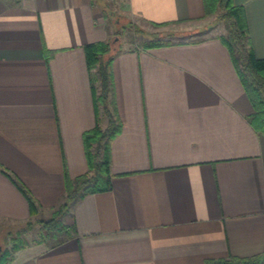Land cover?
<instances>
[{
	"label": "crops",
	"instance_id": "obj_1",
	"mask_svg": "<svg viewBox=\"0 0 264 264\" xmlns=\"http://www.w3.org/2000/svg\"><path fill=\"white\" fill-rule=\"evenodd\" d=\"M234 2L245 9L254 55L264 58V0ZM113 3L142 25L203 26L207 35L120 45L111 62L121 122L110 142L111 188L72 204L62 218L68 236L27 242L9 264H206L261 255L264 137L219 39L223 24L213 23L203 0ZM113 25L91 0H0V230L51 214L64 200L65 173L86 172L82 136L98 114L84 45L116 48ZM99 119L103 127L105 115ZM5 172L28 189L36 214Z\"/></svg>",
	"mask_w": 264,
	"mask_h": 264
},
{
	"label": "trees",
	"instance_id": "obj_2",
	"mask_svg": "<svg viewBox=\"0 0 264 264\" xmlns=\"http://www.w3.org/2000/svg\"><path fill=\"white\" fill-rule=\"evenodd\" d=\"M91 1L94 2L95 0ZM203 3L205 13L216 14L218 20L223 23L225 32L219 36V39L226 47L234 70L252 105L253 112L250 115V123L264 137V58H257L253 53L245 9L242 5L236 4L234 0H203ZM151 24L163 26L167 23L151 22ZM136 30L145 34L140 27ZM178 41L183 42L179 37L176 38L173 33L168 32L161 37L158 35L147 38L142 42V47L169 45ZM119 50L120 48L113 49L109 42L97 41L84 45L86 65L90 72L93 103L98 114L95 125L85 131L82 136L87 170L84 174L73 179H70L65 173L64 200L53 211L51 217L40 221V232L63 230L65 236H68L69 233L66 232L62 218L72 204L88 193L111 188L110 142L121 129V122L114 111L111 62ZM101 113L106 118L103 127L100 125L99 119ZM5 173L26 198L30 214H36L38 204L28 189L14 175ZM29 223L30 220L26 221V224L29 225ZM10 240L12 242L10 249L6 247V249L0 250V264H9L12 260L13 251L26 244L18 235L11 237ZM261 258H264V251L261 255L249 257L228 256L206 259L205 263L258 264Z\"/></svg>",
	"mask_w": 264,
	"mask_h": 264
},
{
	"label": "rangeland",
	"instance_id": "obj_3",
	"mask_svg": "<svg viewBox=\"0 0 264 264\" xmlns=\"http://www.w3.org/2000/svg\"><path fill=\"white\" fill-rule=\"evenodd\" d=\"M95 3L99 4L100 6H103L105 9V14L107 21L111 24H114V35L113 38L118 37L117 41L114 42L115 47L117 44H119L116 48H119L120 45L123 43V46L125 47H137L142 46V42L145 41L147 38H151L154 36H158V34L164 35L165 33L170 32V29H176L175 35L176 38L179 37L180 40L183 41H195L198 40L204 36L207 35L206 30L203 28V26H191V25H176L170 27H150L142 25L139 22H136L134 19L133 21L131 18H127L126 16H122L121 14H118L117 12L112 11V6H114L113 2L115 0H95ZM213 23H219L223 24L220 20H218L217 15L214 14L212 17ZM131 22V23H128ZM138 27H144L141 28L144 30L145 34H141L137 32L136 28ZM202 31H204L202 33ZM182 37V38H180ZM178 40V39H177ZM114 48V49H116ZM56 209V208H55ZM54 209V210H55ZM51 214L47 213L39 217V215L35 218L30 219L29 225L26 224V222L16 225L14 227H2L0 230V250H3L6 247L10 249L11 247V241L9 240V237H14L15 235H18V237L23 241V243L27 242H33V241H44V242H54L56 239H58V236H55L54 233H59L60 236L64 234L63 230H56L51 232H40L39 226L40 221L47 219L51 217L53 211ZM62 233V234H61Z\"/></svg>",
	"mask_w": 264,
	"mask_h": 264
},
{
	"label": "built area",
	"instance_id": "obj_4",
	"mask_svg": "<svg viewBox=\"0 0 264 264\" xmlns=\"http://www.w3.org/2000/svg\"><path fill=\"white\" fill-rule=\"evenodd\" d=\"M258 264H264V259L260 260Z\"/></svg>",
	"mask_w": 264,
	"mask_h": 264
}]
</instances>
